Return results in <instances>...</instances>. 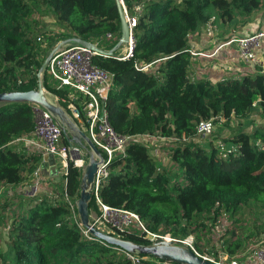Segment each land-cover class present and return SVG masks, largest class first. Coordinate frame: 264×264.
Listing matches in <instances>:
<instances>
[{
  "label": "trees",
  "instance_id": "obj_1",
  "mask_svg": "<svg viewBox=\"0 0 264 264\" xmlns=\"http://www.w3.org/2000/svg\"><path fill=\"white\" fill-rule=\"evenodd\" d=\"M123 3L127 17L135 20L131 54L121 59L125 55L119 48L112 56L92 57L94 66L113 75L103 103L108 124L118 137L150 135L179 144L170 151L174 170L169 171L157 163L146 145L130 140L122 154L111 158L98 198L108 207L135 213L151 234H168L177 240L194 236L192 246L200 255L204 251L199 235H214L223 228L218 238H224V253L214 255V261H230L239 241L229 239L235 232L226 228L228 218L236 223L251 204L264 209V128L232 134L220 141L223 151L212 141L201 145L193 140L198 137L196 125L200 120L228 122L247 119L257 110L264 112V68L244 64L235 77L215 83L208 79L192 81L188 75V37L211 17L230 25L240 17L246 20L264 8V0ZM37 6L48 9L62 26L57 32L58 42L78 38L110 50L119 40L114 0H0V93L36 89V73L52 44L41 47L34 35L29 20ZM147 64V71L139 70ZM51 80L45 74L43 86L48 93L64 107L67 101L77 104L79 98L70 100L69 91L58 89ZM34 125L31 104L0 103V188L33 182L42 153L12 142L31 132ZM62 179L59 192L19 201L8 226L5 250H0V263L130 264L121 249L84 235L73 220L69 203L74 205L79 195L80 169L67 162ZM7 211V203H1L0 224ZM96 212L92 197L89 213ZM74 214L79 222L75 207ZM115 235L149 244L135 225ZM141 256L151 264H164Z\"/></svg>",
  "mask_w": 264,
  "mask_h": 264
},
{
  "label": "built area",
  "instance_id": "obj_2",
  "mask_svg": "<svg viewBox=\"0 0 264 264\" xmlns=\"http://www.w3.org/2000/svg\"><path fill=\"white\" fill-rule=\"evenodd\" d=\"M128 22L131 28L135 24L134 18H128ZM215 28L213 17H211L204 26V35L210 38L213 37ZM263 43L264 23L251 33H246L237 38H230L226 42L217 45L209 54L196 52L191 49H189L188 52L191 57H213L222 47L231 44L235 45L237 61L249 66L259 65L263 67V63L257 56V52ZM95 55H97L95 52L86 47L76 44L66 45L53 52L46 66V74L56 81L58 89L69 91L68 98H70V100L79 98L77 104L72 101H67V109L75 120L84 123L86 135L94 146L104 154V156L102 155L104 160L103 164L95 175L94 189L92 192L97 209L96 213L90 215L93 226L106 233H113V235H115V233L123 234L135 225L142 231L149 242L157 238L175 240L179 243L188 245L196 252L192 246V241L189 239V237L192 238L191 236L183 240H177L171 239L168 234L162 236L151 234L146 231L144 225L135 213L124 209L108 207L99 200L97 191L102 180L108 175L107 166L111 158L115 153L122 154L126 144L130 140L147 146L150 142H154L155 140L168 141L172 139H164L150 135L118 137L111 130L103 103L112 85L113 75L92 64V57ZM128 56L127 51V54L121 59H125ZM149 68L150 64H147L141 66L139 70L147 71ZM78 94L80 96H78ZM32 106L35 123L33 130L28 134L16 138L12 143L19 146L21 145L28 150L29 148H36L43 156H49L53 158V160L58 161L63 175L66 174L67 162L69 161L68 156L71 158L73 165L80 169L87 159L86 149H79L71 146L60 147L62 132L59 126L54 122L47 111L36 105ZM213 124V119L200 120L196 125V135L198 138L210 135L214 128ZM218 147L223 151V146L221 144H218ZM222 155L225 156L224 154ZM38 173V170L34 173L33 190H37L39 184ZM65 199L68 202L66 195ZM69 208L72 211L73 220L76 222L78 228L84 235L89 234L87 230L76 221L77 218L74 214V205L69 203ZM262 249L263 248H257L253 253L257 264H264V250ZM121 251L130 264H151L147 258L141 255L127 253L123 250ZM202 257L206 258L205 256ZM210 261L215 264H237V262L232 260L218 262L214 260Z\"/></svg>",
  "mask_w": 264,
  "mask_h": 264
},
{
  "label": "rangeland",
  "instance_id": "obj_3",
  "mask_svg": "<svg viewBox=\"0 0 264 264\" xmlns=\"http://www.w3.org/2000/svg\"><path fill=\"white\" fill-rule=\"evenodd\" d=\"M263 17L264 15L261 14V12L259 13L258 11L255 12L249 19H246L248 20L247 21L248 25H246V27H245V24L247 23L246 20H244L241 17L238 18L237 23L235 25H231L230 27L231 34L228 35L227 37L237 38L241 36L242 33L246 31V29H249L250 26H252L253 24H257V22H259V24L256 28L261 27L262 24L264 23ZM29 21L33 27L34 35L36 36L37 41L40 43L41 47H47L48 43L50 42L52 43L50 45V49L48 50L47 54L44 57L46 58L48 53L57 45L58 43L57 32L61 30L62 26L56 22V19L51 15L48 9H46L45 7H41V6H37L33 9V11L30 14ZM213 21H214L216 28H215L214 36L211 38H214L216 40V43L222 42L224 39L220 37V33L226 31L223 27V25L225 26V24H221L217 18H213ZM202 30L204 33V27L202 28ZM54 40L57 41V43L54 44ZM262 46L264 47V45ZM119 48H121V54L126 55L129 46L122 45ZM257 56L261 60L264 66V55H259L257 52ZM238 62L239 61H237V64L239 66L241 64H244L242 62H239V63ZM50 82L52 84H55V82L52 80ZM64 108L71 115L67 107H64ZM75 121H76L77 126L79 125L78 126L79 130L81 129V131L84 132V134L86 135L84 123L78 122L77 120ZM213 123H214L213 124L214 128L210 135L201 137V138L197 137L193 140V142L198 141V143L201 145L207 144L208 141H212L214 144H220V141L223 142V140H226L229 136H231L232 134L240 130H244L247 133H251L252 130L255 128L263 129L264 128V112L257 110L253 112L247 119H244V120L231 119L230 121L225 122L223 119H219V120H213ZM69 137L71 138L70 135ZM62 138L65 140V137L63 134H62ZM62 138L60 142V147L71 146V147H76L79 149L81 148L83 149L84 147H87L85 146V144L79 145L75 141H72L73 142L72 143L66 140V143H63ZM169 141L170 140L168 141L156 140L155 142H150L148 144V151L153 158L158 159L160 161V163L166 170L173 171L174 164L172 163L170 159V154H171L170 151L173 147L177 146L179 142H169ZM86 154H87V151H86ZM68 160L72 162L69 156H68ZM56 162L60 169V165H59L60 163L58 161ZM58 178L60 179L59 180L60 182L62 180V175H59ZM38 186H39V189H38ZM38 186H37V190H33V185L31 188L27 187L26 189H21V188L19 190L17 189L16 192H14L13 194H9L8 197H6L5 193L3 195L0 194V204L5 202L7 203V208H8V211L3 214L4 219L0 224V250L1 251L5 250V243L7 242L8 226H9V223L11 222L12 216H14L13 214L16 213L17 211L16 207L19 201L23 199L26 200V198L27 199L28 198H38L45 194L49 196L50 194L54 192V189L52 188L50 189L49 185H47L45 189H43L42 182H40ZM41 190H45V191H41ZM3 192H5V189ZM23 192L24 193L27 192L28 194L29 193L31 194L28 196H25L26 198L25 197L23 198V196H21ZM231 222H232V219L228 218V225L226 228L234 229L235 234L232 237L227 236L226 238L228 239L230 237L229 239L239 241V247L235 251V254L232 256L233 258H231V260L237 262V264L253 263V260H255V257L253 254L254 251L257 248H263L262 250H264V209L260 207L259 205L251 204L248 208H245L244 210H242L239 216V221H237L236 223H231ZM221 230H223V228L217 229L214 235L211 232H205L204 234L201 233L199 235L200 236L199 244H200L201 250L204 251V253H202L204 255L202 256H205L206 258L210 260H214L215 259L214 255L216 254L218 257L222 256L221 253H224V250L221 249L222 248L221 242L224 240V238L223 239L218 238L219 234L221 233L220 232ZM191 237L193 238L189 237V239L193 242L194 236H191ZM255 264H257L256 260H255Z\"/></svg>",
  "mask_w": 264,
  "mask_h": 264
},
{
  "label": "water",
  "instance_id": "obj_4",
  "mask_svg": "<svg viewBox=\"0 0 264 264\" xmlns=\"http://www.w3.org/2000/svg\"><path fill=\"white\" fill-rule=\"evenodd\" d=\"M114 5L119 17L120 37L117 43L110 49L104 50L95 44L78 38H70L57 44L44 59L36 73V89L25 92L0 93V103H28L36 105L47 111L54 122L59 126L65 139L69 142L75 141L79 145L85 144L87 149L86 162L80 168L79 195L74 202L80 225L96 240L103 241L108 245L117 247L127 253L144 255L161 261L164 264H215L214 262L200 256L188 245L175 240L157 238L149 244H138L113 234L97 229L91 222L89 204L94 189L95 175L103 164L101 152L94 146L87 135L79 130L74 118L60 104L58 99L48 93L43 86L46 66L53 52L61 45H80L90 49L97 55L108 57L122 45H128V55L131 54L133 37L131 26L128 22L123 0H114ZM71 136V138L69 137ZM47 158V156L45 157Z\"/></svg>",
  "mask_w": 264,
  "mask_h": 264
},
{
  "label": "crops",
  "instance_id": "obj_5",
  "mask_svg": "<svg viewBox=\"0 0 264 264\" xmlns=\"http://www.w3.org/2000/svg\"><path fill=\"white\" fill-rule=\"evenodd\" d=\"M259 12H261V14L264 15V8L260 9L258 13ZM247 21L248 20H246V22ZM258 24L259 22H257V24H253L252 26H250V28L246 29V31L242 33V35L246 33H251L253 29H255L258 26ZM246 25H248V22L245 24V27ZM223 27L226 31L220 33V37L224 39L222 42L216 43V40L214 38L204 36L203 30H202L203 27H202L198 32H195L194 34L189 35V49L194 50L196 52H202V53L209 54L211 51H213V49L217 45L224 43L230 39V37H227V36L231 34V30H230L231 25L225 24V26L223 25ZM60 42H58L57 44H59ZM64 46L66 45H61L59 48L64 47ZM258 54L264 55L263 46H261V48L259 49ZM242 65L244 64H241L240 66L237 64V53H236L235 45L230 44V45H226L222 47L219 50V52L213 57H202V56L191 57L189 67H188V75L192 81H196L198 79H208L212 83H215L229 76H233V77L238 76L241 73V70L243 69ZM17 146L19 148H22V146H19V145ZM29 150L39 152V150L36 148H29ZM45 157L46 156H42V161L38 169L39 171L38 183L42 182L43 189H45V187L49 185V188L54 189V192H59L60 186H62V183H64L63 179L59 182L60 179L58 178L59 175H63L62 171L61 169H59V166L56 160H53V158L49 156H47V158ZM155 160L157 161L158 164H161L158 159H155ZM31 182L29 184H25L24 186L22 185L21 186L20 185L3 186L0 188V192H1L0 194L3 195L5 193L6 197H8L9 194H13L14 192L17 191V189L18 190L20 188L26 189L27 187L31 188L33 185V182L32 183ZM4 189H5V192H3ZM38 189H39V186H38ZM41 191H45V190H41ZM30 194L31 193L28 194L27 192L26 193L23 192L21 196H23L24 198L25 196H28Z\"/></svg>",
  "mask_w": 264,
  "mask_h": 264
},
{
  "label": "bare ground",
  "instance_id": "obj_6",
  "mask_svg": "<svg viewBox=\"0 0 264 264\" xmlns=\"http://www.w3.org/2000/svg\"><path fill=\"white\" fill-rule=\"evenodd\" d=\"M54 81V80H53ZM79 126V125H78ZM81 130V129H80ZM66 140V139H65ZM73 143V142H72ZM86 146V145H85ZM87 148V147H86ZM69 162V161H68ZM65 189V188H64ZM63 190V189H62ZM93 197V196H92ZM76 199V198H75ZM96 205V204H95ZM99 241V240H98Z\"/></svg>",
  "mask_w": 264,
  "mask_h": 264
}]
</instances>
